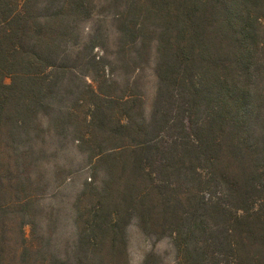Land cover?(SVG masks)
Instances as JSON below:
<instances>
[{"label":"trees","instance_id":"obj_1","mask_svg":"<svg viewBox=\"0 0 264 264\" xmlns=\"http://www.w3.org/2000/svg\"><path fill=\"white\" fill-rule=\"evenodd\" d=\"M47 137L91 172L63 256L23 235ZM131 223L176 264H264V0H0V264H127Z\"/></svg>","mask_w":264,"mask_h":264},{"label":"rangeland","instance_id":"obj_2","mask_svg":"<svg viewBox=\"0 0 264 264\" xmlns=\"http://www.w3.org/2000/svg\"><path fill=\"white\" fill-rule=\"evenodd\" d=\"M101 20V19H100ZM99 23L93 18L86 22V28ZM104 23L105 27L109 24ZM84 27V30L86 29ZM107 47L106 51H111ZM100 56L102 50L95 49ZM120 83L123 78L112 71ZM143 95V111L148 116L155 94L156 78L152 52L142 69L132 75ZM9 83V79H4ZM48 161L31 168L35 176L34 188L37 190L34 216L23 227L25 243L29 247L47 244L45 250L63 256L70 253L76 237L74 224V204L77 195L91 175L85 152L78 150L71 140H56L47 137L44 144ZM29 222V221H28ZM127 264H142L147 255H152L148 264H176V253L169 237L148 236L139 231L134 223L126 227Z\"/></svg>","mask_w":264,"mask_h":264}]
</instances>
